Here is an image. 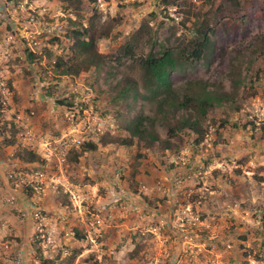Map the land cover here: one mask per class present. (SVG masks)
<instances>
[{
	"label": "clouds",
	"instance_id": "1",
	"mask_svg": "<svg viewBox=\"0 0 264 264\" xmlns=\"http://www.w3.org/2000/svg\"><path fill=\"white\" fill-rule=\"evenodd\" d=\"M158 4L96 0L110 31L98 32L91 53L73 55L64 33L69 21L87 28L90 11L81 20L65 0H0V264L57 255L56 264H73L76 248L85 251L75 264L88 252L87 264H264V72L251 82L248 72L264 68V41L231 51L242 80L234 100L203 117L183 113L200 131L149 142L117 114L112 82L97 64L149 12L157 13L153 26L162 19ZM169 15L178 37L193 35L191 21L187 32L179 28L177 8ZM52 36L62 44H47ZM25 47L37 55L47 47L52 59L30 63ZM57 57L65 61L59 71Z\"/></svg>",
	"mask_w": 264,
	"mask_h": 264
},
{
	"label": "rangeland",
	"instance_id": "2",
	"mask_svg": "<svg viewBox=\"0 0 264 264\" xmlns=\"http://www.w3.org/2000/svg\"><path fill=\"white\" fill-rule=\"evenodd\" d=\"M94 1L95 2H91V0H65V10L67 11L68 9H71L72 12L77 15L78 19L81 20L84 19L87 12H91V15L87 17L88 27L86 29L90 30L96 43L98 32L101 36H107L110 27H105L101 24L103 13L96 5V0ZM109 2L110 0H105V3ZM172 7L177 8V14L184 15L185 19L180 22L179 28L185 29L186 32L189 30L188 24L190 21L192 22V33L195 32V28L199 25L216 29L215 33L210 35L211 44L207 51L206 59L202 60L195 66L185 67L172 74L171 78L174 90L179 95H182L186 91L188 83L196 81L207 84L210 90L219 93H226L224 90L229 89L234 93L232 96V99L234 100L235 94L239 92L242 85L235 91L231 86L229 72L234 69L232 67V57L230 53L234 46L241 42H246L248 45H251L256 41H264V14L261 15L260 13L261 11L264 12V0H202L199 4L191 2V0H159L158 9L159 15L162 19L153 26L151 21L156 20L157 13L149 12L145 21L141 22L140 28L137 30L133 38L126 42H131L134 38H138L139 44L142 46L141 49L143 48L144 52H147L150 49L151 41L153 39L156 40V46L163 45L165 47L178 48L186 46L192 39V36L178 37L176 35L178 30L177 26L169 15V9ZM241 17L246 19L245 26H242L239 23L233 25V21L230 22L231 19L237 20ZM121 20L122 17L117 16L113 19V24L120 23ZM71 23L72 21H69V28L64 33L65 41H67V34L73 29ZM8 30L11 31V29ZM149 34L150 38L152 37L150 42L148 41ZM45 35L46 34H41L38 39L43 40ZM21 43L26 44L27 42L21 40ZM125 43L108 46L107 59H105L107 65L105 67H111L112 76L110 82L116 84L123 80H132L140 84V70L136 65L132 64L130 60H126L121 65H117L112 61L113 57L118 53V50ZM47 44L58 45L62 44V41L59 36H52L51 39L47 41ZM69 47L70 44L67 45V52H69ZM24 53L27 59L28 53L32 54V57L34 58L32 62H39L41 58H48L51 60L53 56V53L50 52L47 47L43 48L39 55L27 47L24 48ZM58 58L59 57H57L56 60ZM53 67L55 68V65ZM106 68H103L101 72L104 73ZM235 72H238V79H241L239 71L235 70ZM248 72L251 73V76L249 77V81L251 82L253 78L259 80L261 72H264V68L249 67ZM104 76L106 77V75ZM252 94L255 95V92L253 91ZM217 109L218 107L210 112H215ZM120 110L122 109L119 108L118 111ZM235 110L239 111L240 108L237 107ZM136 111L144 113L150 117H155L157 120L155 132L158 136L166 134L167 124L160 118V115L157 114L159 112L156 111L155 104H148L140 100L136 104ZM210 112H208L207 115ZM226 123V120L220 121V128H224ZM162 124L164 126H161ZM249 124H251V122H249ZM2 131L3 130L0 129V132ZM202 135L203 133L201 136ZM13 143L14 140L5 141L6 145H11ZM140 158V156L137 157V159ZM73 231L77 240V237H83V239H86L81 231L75 229ZM239 239L243 241L246 238L241 236ZM84 251L85 250L81 248L73 249V264H75L76 259L83 256ZM245 255L247 254L245 253ZM91 259H93V254L88 252L87 256L84 257V264H87ZM59 261L60 256L57 255L55 261H45L44 264H56V262Z\"/></svg>",
	"mask_w": 264,
	"mask_h": 264
},
{
	"label": "trees",
	"instance_id": "3",
	"mask_svg": "<svg viewBox=\"0 0 264 264\" xmlns=\"http://www.w3.org/2000/svg\"><path fill=\"white\" fill-rule=\"evenodd\" d=\"M91 2H95L91 0ZM261 15L264 12H260ZM233 25H246L244 17L237 20L231 19ZM73 29L67 34V41H70L69 53L79 55L81 53H91L95 47V39L90 30L83 27L82 24L72 22ZM216 31L212 27H204L199 25L195 28L192 39L186 46L165 47L163 45L156 46V40L152 37L150 49L147 52L141 49L139 39L134 38L131 42H126L118 50L112 61L117 65L123 64L126 60L136 65L140 70V84L132 80H123L112 84V92L114 100L118 103V115L123 119L130 131L136 135L146 138L149 142H155L159 138L155 132L156 118L145 115L136 111L137 102L144 101L148 104H155V109L160 118L167 124L166 134L171 137L176 131L190 127L200 131L198 123H192L183 113L191 110L199 116H205L208 112L216 109L220 104L228 99L227 93H219L208 88L207 84L201 82H189L186 91L179 95L173 88L172 74L180 71L185 67L195 66L202 60L206 59L211 41L210 35ZM31 53H28V60L33 61ZM107 59V58H106ZM106 60L97 64V71L101 72L106 68ZM65 67V61L58 58L55 63L56 70ZM68 71H77V66L68 68ZM231 86L238 89L242 85V80L238 79V72L231 70L229 72ZM236 73V74H235ZM104 75L105 79L110 81L112 76L111 67L107 66ZM142 90V91H141ZM202 134V132H201ZM128 143V141H124ZM200 143V141H196ZM26 159L33 161L38 159L33 153H27ZM82 240L83 237H77Z\"/></svg>",
	"mask_w": 264,
	"mask_h": 264
}]
</instances>
